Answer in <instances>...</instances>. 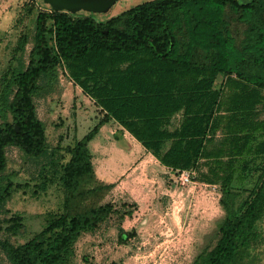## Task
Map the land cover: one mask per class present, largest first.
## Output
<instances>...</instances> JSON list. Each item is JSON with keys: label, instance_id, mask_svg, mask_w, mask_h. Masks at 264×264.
<instances>
[{"label": "trees", "instance_id": "16d2710c", "mask_svg": "<svg viewBox=\"0 0 264 264\" xmlns=\"http://www.w3.org/2000/svg\"><path fill=\"white\" fill-rule=\"evenodd\" d=\"M58 66L101 116L69 147L67 161L41 165L36 187L58 182L63 210L22 245L0 239L10 264H71L84 234L128 215L105 202L114 185L98 179L89 148L110 122L174 174L192 170L201 183L220 187L225 219L213 247L192 264H245L263 253L264 119L256 113L264 110V0H150L107 19L55 8L39 13L28 67L13 82L8 71L1 79L15 92L11 122L0 123V207L21 186L5 176L7 149L45 159L34 94ZM11 221L19 233L22 217ZM135 233L119 230L118 243Z\"/></svg>", "mask_w": 264, "mask_h": 264}, {"label": "rangeland", "instance_id": "374dc122", "mask_svg": "<svg viewBox=\"0 0 264 264\" xmlns=\"http://www.w3.org/2000/svg\"><path fill=\"white\" fill-rule=\"evenodd\" d=\"M146 1L150 0H122L116 14ZM249 1L239 0L241 3ZM52 8L45 0H0V123L11 122L9 106L15 92L14 85L8 88L2 86L3 74L8 71L9 80L13 82L14 75L26 70L34 47L36 18L39 13L49 12ZM223 81L224 78L219 77L217 86ZM34 103L37 117L45 129V159L41 162L31 160L17 147H9L6 155L5 176L21 186L0 207V239L8 240L14 246L32 239L42 231L50 215L60 214L63 210L65 192L58 182L49 184L45 191L36 187L41 181V165L51 159L67 161L69 147L82 139L101 116L94 102L72 82L62 66L42 76L34 94ZM256 115L264 119V110L260 108ZM179 120L177 117L175 124ZM110 129L106 126L100 137L106 138ZM167 184L184 193L177 200L175 198L179 214H175L174 221L166 219L167 211L162 205L161 212L152 214V217L147 214L136 225L137 229L131 228L132 222L122 224L116 218L115 230L106 224L107 227L84 234L78 240L71 264H192L200 254L213 247L219 225L225 219L220 205V187L203 185L196 172L192 184L181 183L177 174ZM36 190L37 193H34ZM188 191L190 196L186 195ZM169 199L167 207L172 204V198ZM120 203L115 205L121 213L136 211L133 210L136 205ZM139 210L142 212L141 207ZM16 216L22 217L24 227L14 234L9 228L11 219ZM262 226L264 229V222ZM119 230H134L135 237L120 245ZM0 264H10L4 252H0ZM245 264H264V251L253 253Z\"/></svg>", "mask_w": 264, "mask_h": 264}, {"label": "crops", "instance_id": "0c3cea01", "mask_svg": "<svg viewBox=\"0 0 264 264\" xmlns=\"http://www.w3.org/2000/svg\"><path fill=\"white\" fill-rule=\"evenodd\" d=\"M106 126H110L111 129L106 138H101V132ZM89 146H91L92 161L98 179L114 185L105 200L106 203L118 204L121 202L136 205L133 208L136 211L126 212L128 215L122 219V224L132 222L130 223L131 228L137 229L136 225L142 222L147 214L152 217V214L161 212V205L167 211L166 219L169 221L176 219L175 214H179V206H177L179 204L176 200L182 197L184 193H179L176 191L177 189L170 188L167 184L168 181L173 180L175 174L162 166L123 127L116 122L104 125L89 143ZM203 185L210 186L209 184ZM212 186L216 187L217 185ZM190 191L186 192L187 196H190ZM170 197L172 204L167 207L171 201ZM139 207H141L142 212H140ZM145 220L147 222L149 218ZM115 223L116 219L112 218L105 222L101 229L107 224L109 228L115 230ZM169 224L171 223L169 222Z\"/></svg>", "mask_w": 264, "mask_h": 264}, {"label": "water", "instance_id": "95a60500", "mask_svg": "<svg viewBox=\"0 0 264 264\" xmlns=\"http://www.w3.org/2000/svg\"><path fill=\"white\" fill-rule=\"evenodd\" d=\"M122 0H45L56 10L80 14L86 17L103 16L105 18H113L118 16L119 3ZM17 132L19 129L17 128Z\"/></svg>", "mask_w": 264, "mask_h": 264}, {"label": "built area", "instance_id": "2783aa9c", "mask_svg": "<svg viewBox=\"0 0 264 264\" xmlns=\"http://www.w3.org/2000/svg\"><path fill=\"white\" fill-rule=\"evenodd\" d=\"M177 176L181 183L183 184H192L193 180L195 179V171L192 170H183L177 172Z\"/></svg>", "mask_w": 264, "mask_h": 264}]
</instances>
